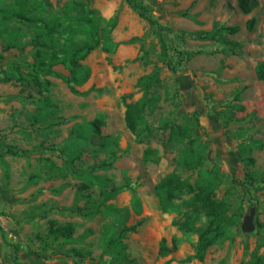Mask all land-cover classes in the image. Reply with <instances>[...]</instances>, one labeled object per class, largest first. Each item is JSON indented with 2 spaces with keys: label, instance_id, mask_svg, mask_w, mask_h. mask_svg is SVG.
Instances as JSON below:
<instances>
[{
  "label": "rangeland",
  "instance_id": "1",
  "mask_svg": "<svg viewBox=\"0 0 264 264\" xmlns=\"http://www.w3.org/2000/svg\"><path fill=\"white\" fill-rule=\"evenodd\" d=\"M50 1L53 8L47 16L59 13L69 0ZM138 1L160 25L174 31L150 24L126 0H90L102 25H106L102 19L116 18L112 38L117 47L109 53L99 45L83 61L91 74L78 89L89 90L86 95L73 93L55 73L46 76L52 81L48 92L28 81H4L12 62L24 65V74L30 70L27 65L36 55L31 44L35 27L14 21L24 37L13 48H7V39L0 37V264H248L254 253L264 254V79L256 74L258 64L264 62V0L249 13L241 9L239 0ZM252 17L255 24L249 29ZM215 25L238 26L229 38L240 46L232 50L215 40H182L178 34ZM162 41L170 47L172 61L182 57L177 71L161 58ZM54 70L69 74L61 64ZM154 70L162 84L152 89L161 98L145 114L151 130L142 126L133 132L125 121L126 102L143 95L137 82ZM193 113L201 124L193 137L206 153L201 168L221 166L217 196L231 204L229 214L243 207V216L224 240L208 248L202 261H182L194 253L198 235L178 229L174 220L179 213L161 208L156 184L169 174L191 183L198 178L199 168L187 169L177 159L182 149L199 147L188 140L170 142V128L165 127L167 122L182 123L185 115ZM99 115L104 116L103 124L96 132L92 121ZM8 147L23 153L4 154ZM147 148L158 151V162L144 161ZM239 152L254 162H245ZM47 159L67 176L49 178L42 168ZM94 165L105 187L117 190L104 199L101 187L94 186L86 192L88 199L104 211L108 206L119 208V214L81 216L76 211L87 205V198L78 197L82 179L71 169ZM33 173L41 175L37 182H29ZM190 196L184 194L178 201L181 210ZM253 206L257 230L245 233L240 226ZM52 219L75 223L74 242L62 245V239L47 237ZM206 223L203 216L198 224ZM134 224L135 231L124 233L120 244L101 254L110 227L119 234ZM88 228L92 232L83 237ZM163 239L171 248L167 255L160 250ZM72 247L90 254L62 252Z\"/></svg>",
  "mask_w": 264,
  "mask_h": 264
},
{
  "label": "trees",
  "instance_id": "2",
  "mask_svg": "<svg viewBox=\"0 0 264 264\" xmlns=\"http://www.w3.org/2000/svg\"><path fill=\"white\" fill-rule=\"evenodd\" d=\"M126 2L138 14L150 24L156 25L160 30L173 32V28L160 25V23L153 19L149 14V9L146 5L138 0H126ZM239 5L245 13H249L256 6L259 5V0H239ZM53 8L50 0H3L0 5V37L7 39V48L17 46L20 39L24 37L22 29L13 25L14 21L29 23L35 27L32 35L31 44L36 48L35 60L27 65L30 70L24 74L22 67L24 65L12 62L10 64V75L4 77V81L15 79L23 82L28 81L38 86L41 92H48L51 88L52 81L46 76L55 73L62 78L75 94L86 95L88 91L81 92L78 87L85 84L91 74V68L84 64L83 61L89 54L99 45L105 51L113 52L117 47V43L112 38V31L117 25L115 17L109 19H102L106 25L100 23L97 11L90 8V0H69L60 9L59 13H46ZM255 24V18L252 17L247 22V27L252 29ZM239 27L235 25H215L209 30L185 31L179 30L178 34L182 40L186 38L198 40H215L229 46L234 50L240 46V42L230 39L229 35L236 34ZM168 45L162 41V56L166 66L172 70L177 71L183 65V59L180 57L176 62L168 57ZM192 55L194 52H187ZM0 57L2 55L0 54ZM63 65L68 69L69 74L63 75L54 70L56 65ZM257 77L264 79V62L258 64L256 68ZM161 79L159 72L154 70L148 74L141 76L137 82V86L143 89V95L135 101L126 102L125 121L127 127L135 132L139 127L145 126L151 130L145 119L147 110H153L156 103L161 96L152 92L156 86H161ZM128 96H131L128 95ZM126 96H124V99ZM51 100L45 103L46 106H51ZM41 115L38 119H41ZM103 115H99L92 121L93 128L99 132L103 124ZM201 126L200 118L197 113L193 115H185L182 123L170 124L165 123V127L170 128V142L188 140L191 144H197L199 148L193 150L182 149L181 155L178 157V163L187 169L199 168L198 178L191 183L188 179H176L172 175L163 177L156 184V193L158 195L159 203L164 211H177L179 217L174 220V224L180 231L185 234H197L198 240L195 245L193 254L188 255L182 261H191L197 259L202 261L205 258L208 248L218 244L227 237L228 231L237 224L239 218L243 216V207L239 208L232 214L231 204L217 196V189L222 182L221 166L214 164L212 167L202 169L201 166L206 161V153L203 151L198 138L193 137L197 128ZM164 127V128H165ZM144 138L140 137L139 141L143 142ZM208 144L204 147L207 148ZM72 155L78 156L73 150H70ZM157 150L147 148L144 152V161H159ZM4 154L20 156L23 150L8 147ZM156 156V157H155ZM239 156L243 158L241 152ZM245 162H254V158H243ZM43 169H47L48 176H67V173H61L59 168L53 161L47 159ZM96 166L90 169H71L72 173H78L82 182L77 188V195L79 198H87V205L84 208H77L76 211L81 216H92L100 212H113L119 214L121 209L106 207L102 210L98 204L92 203L86 194L94 186L101 187V196L104 199L111 198L116 188L108 190L105 187L102 178L93 170ZM41 178L38 173H33L29 177V182H37ZM184 194L191 196L183 201L184 210H181L182 204L178 201ZM140 210V207H137ZM205 217L207 223L205 226L199 225L202 217ZM76 225L69 222L66 224H59L56 220H50L47 237H52L53 240L62 239L61 244L65 245L74 242V233ZM137 224L129 227H124L119 234L115 233L114 227H110L109 231L104 235L102 245V255H104L109 248L120 244L122 236L126 232L135 231ZM92 232L88 228L83 237ZM161 253L167 255L171 248L163 239L160 246ZM64 254L75 253L78 256L89 255L80 248L72 247L71 249H62ZM248 264H264V254L254 253Z\"/></svg>",
  "mask_w": 264,
  "mask_h": 264
},
{
  "label": "water",
  "instance_id": "3",
  "mask_svg": "<svg viewBox=\"0 0 264 264\" xmlns=\"http://www.w3.org/2000/svg\"><path fill=\"white\" fill-rule=\"evenodd\" d=\"M255 214H256V207L253 206L251 207L249 213H247L244 216V219L241 223L240 228L243 232L250 233L257 230V226L255 223Z\"/></svg>",
  "mask_w": 264,
  "mask_h": 264
}]
</instances>
